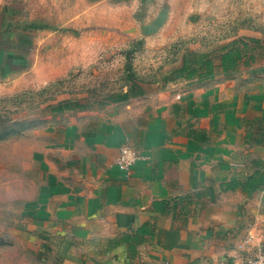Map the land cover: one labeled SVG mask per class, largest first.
Wrapping results in <instances>:
<instances>
[{
    "label": "crops",
    "instance_id": "obj_1",
    "mask_svg": "<svg viewBox=\"0 0 264 264\" xmlns=\"http://www.w3.org/2000/svg\"><path fill=\"white\" fill-rule=\"evenodd\" d=\"M83 8L71 49L66 23L45 31L30 18L32 59L14 74L15 88L83 69L134 40L144 65L123 91L59 111L51 106L74 101L57 102L13 136L18 223L0 232L10 238L0 264H245L249 250L264 247V184H248L264 173V41L196 49L212 75L202 66L183 73L186 52L174 61L149 55L211 29L208 3L89 0ZM233 45L241 56L225 70L221 57ZM119 53L109 61L124 60ZM122 143L146 157L127 175L114 162Z\"/></svg>",
    "mask_w": 264,
    "mask_h": 264
},
{
    "label": "rangeland",
    "instance_id": "obj_2",
    "mask_svg": "<svg viewBox=\"0 0 264 264\" xmlns=\"http://www.w3.org/2000/svg\"><path fill=\"white\" fill-rule=\"evenodd\" d=\"M88 1L0 0V232L18 223L11 220L15 211L12 210L10 201L17 188L15 189L16 183L11 173L12 164L7 157L13 136L33 127L49 111V107L57 102L71 100L88 104L123 91L130 84L132 70L144 65L140 64L141 57L135 56L141 54V50H137L141 41L134 40L125 46V50L110 53L83 69L74 67L63 76L27 87H14L11 81L14 74L27 69L32 59V36L27 30L33 22L30 18L33 17L45 31L66 23L69 29L66 38L72 42L68 46L71 49L74 48L75 32L81 31V27L73 25L76 13L83 6L85 10ZM201 2L208 3L212 9L211 29L197 34L193 41L190 40V44L186 39L179 40L149 55L150 58L155 59L163 54L166 59L174 61L187 51L197 52L196 49L201 48L211 50L233 41L252 42L251 38L264 41V0ZM84 28L82 32L85 36L89 35L90 31ZM100 36L105 37V34L101 33ZM202 37L207 38L205 44H201ZM117 53L124 55V60L109 61L116 59ZM151 67H154L153 63ZM8 235L6 233L4 238H0V246L10 243Z\"/></svg>",
    "mask_w": 264,
    "mask_h": 264
},
{
    "label": "trees",
    "instance_id": "obj_3",
    "mask_svg": "<svg viewBox=\"0 0 264 264\" xmlns=\"http://www.w3.org/2000/svg\"><path fill=\"white\" fill-rule=\"evenodd\" d=\"M251 39L257 41V38H251ZM240 42L242 44V47L247 46L246 41H240ZM240 56H241V50L233 45L223 53L220 62L222 63L223 68L227 70L233 68L236 65V60H238ZM210 61H211L210 58H208L207 55L204 53L187 51L183 56V60L181 62L182 66L178 68V71L183 73L187 72L191 74L192 72L196 71L198 67L202 66L203 71L200 72L201 75L208 77L212 75V64ZM72 105L76 106L78 104L76 102H65L64 104L62 103L59 105L51 106V108L53 110L59 111L63 108H68ZM248 184L251 185L253 188L262 186L264 184V173L258 175L257 172L254 176L251 177V180H249Z\"/></svg>",
    "mask_w": 264,
    "mask_h": 264
},
{
    "label": "built area",
    "instance_id": "obj_4",
    "mask_svg": "<svg viewBox=\"0 0 264 264\" xmlns=\"http://www.w3.org/2000/svg\"><path fill=\"white\" fill-rule=\"evenodd\" d=\"M145 158L143 154L138 152L129 143H122L114 162L119 170L127 175L130 172L129 169L136 161ZM244 259L245 264H264V247L260 245L253 247L249 250Z\"/></svg>",
    "mask_w": 264,
    "mask_h": 264
}]
</instances>
